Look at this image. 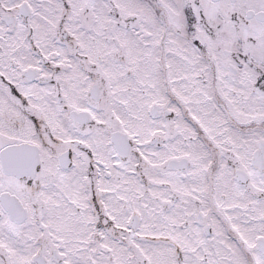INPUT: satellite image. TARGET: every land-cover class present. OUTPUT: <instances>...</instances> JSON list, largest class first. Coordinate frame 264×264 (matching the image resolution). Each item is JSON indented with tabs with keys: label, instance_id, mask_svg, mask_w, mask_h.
Masks as SVG:
<instances>
[{
	"label": "snow or ice",
	"instance_id": "snow-or-ice-1",
	"mask_svg": "<svg viewBox=\"0 0 264 264\" xmlns=\"http://www.w3.org/2000/svg\"><path fill=\"white\" fill-rule=\"evenodd\" d=\"M0 264H264V0H0Z\"/></svg>",
	"mask_w": 264,
	"mask_h": 264
}]
</instances>
